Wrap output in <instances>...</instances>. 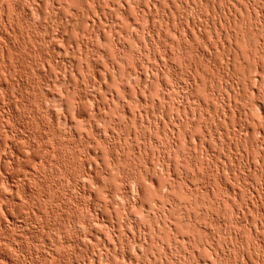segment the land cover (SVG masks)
Returning a JSON list of instances; mask_svg holds the SVG:
<instances>
[{
	"label": "rangeland",
	"instance_id": "1",
	"mask_svg": "<svg viewBox=\"0 0 264 264\" xmlns=\"http://www.w3.org/2000/svg\"><path fill=\"white\" fill-rule=\"evenodd\" d=\"M0 1V5L4 4L0 6V264H130L132 261L131 264H257L258 260L264 263V190L258 195V189L264 188V118L255 109L249 110L248 119L238 110L239 106L247 108L251 102L264 107L261 97L264 85L258 80L262 76L260 70L264 72V0H156L159 8L153 12L146 10L149 0ZM228 8L234 9L230 11L233 16ZM232 12L239 24L229 29L228 20L235 17ZM192 24L196 25V32L190 27ZM153 27L161 29L163 34L159 45L145 37ZM96 28L102 32L104 41L88 33ZM224 30L239 32L243 41L234 42L230 48L229 41L223 39L227 35ZM121 31L127 32L126 36ZM220 31L225 33L223 37ZM172 40L179 42L177 48L171 47ZM87 42L89 48H85ZM120 42H124L127 51L117 50ZM236 45L240 57L236 56L233 78L230 74L228 79L224 74L228 69L225 59L232 57ZM97 49H103L105 54L97 53ZM109 61L120 63L113 82L107 85L118 93L120 102H109L106 94L110 91L101 89L94 81L97 74L108 68ZM160 67L166 70L157 77L152 69ZM131 69L154 83L149 93L142 92L150 101H140L144 85L137 74L129 73ZM238 80L241 95L235 90L234 81ZM193 81L199 86H191ZM231 87L238 95H234L235 105ZM228 100L229 110L232 107L235 112L232 110L224 119ZM105 102L112 107L104 108ZM76 113L78 118L72 117ZM163 113L170 121L168 125L164 124L166 120L162 124V119L160 126L156 124L157 129L150 128V122L156 123V117L161 119ZM64 114L72 121L64 122ZM145 115H153V119ZM177 120L186 126L179 127V143L174 149L170 148L174 139L171 140L170 130ZM243 122L259 133L246 137L239 128ZM196 137L206 140L203 144L196 143ZM159 158L164 159L161 161V164L165 161L164 165L154 166L156 159L160 162ZM84 159L89 163H83ZM110 162H116L114 169L100 176L98 167ZM138 167L140 171L145 167L151 169L149 175L162 185L165 183L163 190L156 180L158 192L164 194L151 192L154 197L150 199L161 206L157 205L160 210L162 203L168 202L162 212L165 215L169 201L177 203L171 217L167 214L166 221L160 222L173 228L175 225L185 240L189 237L188 241L181 235L175 236L177 230L170 231L168 225L165 228L153 221L161 212L155 210V205L152 208L158 212L152 214L148 206L151 201L145 200L146 208H142L143 212L151 211V215L146 210L144 214L141 212L148 215L146 218L141 214V217L137 214L140 218L131 216L138 208L133 205L138 197L136 181L145 183L140 174H135L139 173ZM86 170L99 174L103 187L106 184L105 191L97 189ZM132 174L139 178L129 190L130 175L135 177ZM170 176L181 182L172 192H166V196ZM107 187L118 190L114 199L120 196V203L115 199L119 205L111 201L116 210L117 206L122 209L118 216L126 209L128 215L125 212L127 216H120L122 219L117 218L118 210L111 209L110 204L109 210L96 204L108 197ZM129 191H133L135 198ZM130 208H133L131 213ZM138 219L144 221L145 227L144 224L139 227L147 228L146 232L148 227L156 230L161 227L159 234L153 228L149 233L152 230L158 238L162 235L164 246L160 240L156 242L158 238L154 234L153 241H149L152 233L149 236L147 233L146 239L139 235ZM116 223L121 225L120 229ZM136 234L142 238L137 237L139 242L142 240V248L136 247L139 243ZM127 238L136 242L134 246L138 250L134 246L131 249L133 242L128 244ZM143 240L147 241L145 245L154 244L143 246ZM190 240L192 243L188 244ZM126 243H131L130 249ZM108 244L115 245V251H122L112 252L113 246ZM121 255L127 259H121ZM153 259L157 261L154 263Z\"/></svg>",
	"mask_w": 264,
	"mask_h": 264
},
{
	"label": "bare ground",
	"instance_id": "2",
	"mask_svg": "<svg viewBox=\"0 0 264 264\" xmlns=\"http://www.w3.org/2000/svg\"><path fill=\"white\" fill-rule=\"evenodd\" d=\"M10 1H11V0H10ZM97 1H98V0H97ZM200 1H201V0H200ZM200 1H197V3L199 2V4H200ZM0 2H1V1H0ZM2 3H3V2H2ZM2 3H1V5H2V7H3L4 4H2ZM4 3H5V2H4ZM9 3H10V2H9ZM9 3H8V5H9ZM14 3H15V2H14ZM5 4H6V3H5ZM124 4H125V3H124ZM1 5H0V6H1ZM10 5H11V4H10ZM6 7H7V6H6ZM11 7H12V6H11ZM147 7H148V6H147ZM7 8H8V7H7ZM155 8H159V7H158V4H157V2H156V0H149V7H148V9H146V10H148L149 12H153V10H155ZM34 9H35V8H34ZM230 9H231V8H230ZM2 10H3V9H2ZM20 10H21V9H20ZM156 10H157V9H156ZM225 10H226V9H225ZM227 10H228V13H229L230 15H232V14L230 13V11H231V10L233 11L234 9L229 10V8H228ZM7 11H9V10L7 9ZM7 11H6V12H7ZM35 11H36V9H35ZM78 12H79V11H78ZM98 12H99V11H98ZM100 12H101V11H100ZM142 12H143V11L141 10L140 13H142ZM156 12H157V11H156ZM17 13H18V12H17ZM165 13H166V12H165ZM232 13H233V12H232ZM99 14H100V13H99ZM124 14H126V13H124ZM166 14H167V13H166ZM226 14H227V13H226ZM233 14H234V13H233ZM16 15H17V14H16ZM97 15H98V14H97ZM141 15H142V14H141ZM160 15H161V14H160ZM227 15H228V14H227ZM17 16H18V15H17ZM124 16H125V15H124ZM164 16H165V14H164ZM232 16H233V15H232ZM232 16H231V17H232ZM234 16H235V14H234ZM11 17H12V16H11ZM11 17H10V18H11ZM15 17H16V16H15ZM23 17H24V16H23ZM82 17H83V16H82ZM104 17H105V16H104ZM228 17H229V16H228ZM228 17H227V19H228ZM25 18H26V17H25ZM161 18H162V17H161ZM161 18H160V19H161ZM221 18H222V16H221ZM18 19H19V18H18ZM98 19H100V18L98 17ZM125 19L129 20V17L125 16ZM165 19H166V17H165ZM227 19H226V21H227ZM161 20H162V19H161ZM167 20H168V19H167ZM167 20H166V21H167ZM166 21H164V20L162 21V22H164V25H165ZM228 21H229V24H230V28H229V29H233V28H232L233 26L235 27L237 24H239V20L236 19V16H235L234 18H231V20H228ZM228 21H227V22H228ZM18 22H19V21H18ZM9 24H10V23H9ZM22 24H23V23H22ZM166 24H167V23H166ZM197 24H198V23H197ZM208 24H209V23H208ZM225 24H226V23H225ZM92 26H93V25H92ZM166 26H167V25H166ZM191 26L193 27V31L196 30V27H195L196 25H195V24H194V25H193V24L190 25V27H191ZM198 26H199V25H198ZM198 26H197V28H198ZM227 26H228V24H227ZM231 26H232V27H231ZM90 27H91V25H90ZM228 27H229V26H228ZM228 27H226V28H228ZM8 28H9V27H8ZM18 28H19V27H18ZM94 28H95V27H94ZM14 29H15V28H14ZM198 29H199V28H198ZM198 29H197V30H198ZM185 30H186V29H185ZM225 30H226V29H225ZM225 30H224V32H226L227 35H224L225 33L220 31V32H221V35H220V36L224 35V37L222 36L223 39H224V40L227 39V40L229 41V42H228V41L226 40V41L228 42V44L230 45V48H233L235 44H238V43L240 42V40H241V42L243 41V38H244V37H243L242 34H240L239 32H237V31H232V30H229V32H227V31H225ZM7 31H8V30H7ZM89 31H90V32H88V33H90L91 35H94V36H95L96 38H98V39H101V41H104V40H105V39H103V34H102V32H101L100 30H98L97 28L94 29V30L91 29V30H89ZM146 31H147V30H146ZM186 31H187V30H186ZM186 31H185V32H186ZM193 31H192L191 33L196 32V31H194V32H193ZM177 32H178V31H176V33H177ZM181 32H182V31H181ZM121 33L123 34V36H126V34H127V32H125V31H121ZM143 33H145V32H143ZM198 33H200V30H198ZM223 33H224V34H223ZM147 34H148V33H147ZM178 34H179V33H178ZM186 34H187V32L185 33V35H186ZM196 34H197V33H196ZM218 34H219V33H218ZM104 35H106V34L104 33ZM145 35H146V34H145ZM179 35H180V34H179ZM179 35H178V36H179ZM187 35H189V34H187ZM187 35H186V36H187ZM147 36H148L149 40H151V43H154V42H155L156 45H157V44H158V45L161 44L162 41H163V40H162V38H163V37H162L163 34H162V32H161V29H156V28H154V27H153V28H150V30H149V34L146 35L145 37H147ZM178 36H177V37H178ZM180 36H181V35H180ZM225 36H226V38H225ZM188 37H189V36H188ZM222 37H221V38H222ZM228 37H229V39H228ZM178 38H179V37H178ZM186 38H187V37H186ZM188 39H189V38H188ZM223 39H221V40H223ZM147 40H148V39H147ZM178 40H179V39H178ZM189 40H190V39H189ZM224 40H223V41H224ZM167 41H168V40H167ZM224 42H225V41H224ZM227 42H226V43H227ZM234 42H235V44H234ZM148 43H149V42H148ZM169 43L171 44V47H172L173 49H174V48H177V47L179 46V42H176V41H173V40H172V41H169ZM169 43H168V44H169ZM222 43H223V42H222ZM115 44H116V43H115ZM217 44H218V43H217ZM84 45L86 46L85 48H89L88 42H87V44H84ZM149 45H151V44H149ZM156 45H155V46H156ZM83 47H84V46H83ZM90 47H91V45H90ZM126 47H127V46H125L124 42H120V43H118V44L116 45V48H117L118 51H127L128 48H127V50H126ZM151 47H152V45H151ZM171 47L169 46V48H171ZM236 47H237V48H236ZM155 48H156V47H155ZM165 48H166V47H165ZM173 49H172V50H173ZM237 49H239V48H238V46L236 45V46H235V51H234V49H233L234 53H233V51H232V53H233L232 57H231L230 59H225V62L228 60V62H226L227 64H225V68H226V69L228 68V69H227V71L224 72V74L227 75V76H225V77H227V78L229 77L228 75H230V74H231L230 78H231V77L233 78V74H234L233 71H234L235 62L237 63V60H238L237 58L240 57V56H239L240 52H239ZM7 50H8V49H7ZM88 50H89V49H88ZM102 50H103V49H102ZM102 50H101V49H97L96 52H97V53L105 54L104 51H102ZM151 50H152V52H153L154 49L151 48ZM165 50H166V49H165ZM169 50H170V49H169ZM172 50H171V51H172ZM179 50H180V49H179ZM174 51H175V50H174ZM240 51H241V50H240ZM9 52H10V51H9ZM154 52H155V51H154ZM166 53L169 54L168 51H166ZM166 53H165V54H166ZM172 53H173V52H172ZM243 53H244V52H243ZM167 54H166V56H167ZM176 54H177V53H176ZM169 55H170V54H169ZM226 55H227V54H226ZM228 55H229V54H228ZM241 55L244 56V54H242V52H241ZM22 56H23V55H22ZM236 56H238V57L236 58ZM242 56H241V58H242ZM251 57H252V56H251ZM14 58H15V57H14ZM225 58H226V57H225ZM239 59H240V58H239ZM119 61H120V60H119ZM111 62H112V61H111ZM111 62L109 61V66H108V68H106V66H105L106 69H105V70H102V72H100L99 74H97V75L95 76L96 78H94V81L96 82L95 84H97L101 89H103V90H105V91L107 90V92H108V90H109L108 87H107V85H109V83L111 84V83L113 82L112 79H114V77H115V72L119 70L118 68H119V64H120V63H115V62L111 63ZM14 67H15V66H14ZM19 67H20V66H19ZM223 68H224V67H223ZM23 70H24V69H23ZM164 70H166L165 67H163V68L160 67V68H156V69L153 68V69H152V72L158 77L160 74L163 73ZM193 70H194V69H193ZM196 70H197V69H196ZM196 70L193 71V72H197ZM263 70H264V69H263ZM129 73H131V74H137V75H136L137 78H138L139 81L144 85L143 88H142L141 91H140L141 93L139 94V95H140L139 99H140V101H141L142 103H146V102H148L149 98L146 97V96L144 97V94L142 95V92H143V93H144V92H148V93H149V92L153 89V85H154V83L147 82V81H146V78L143 79V75L141 74V75H142V76H141V75H140L139 73H137L135 70H132V69H131ZM259 73H261L262 76L260 75V76H261V79H258V80H259V82L262 83V85H264V72H263V71L261 72V70H260ZM113 75H114V76H113ZM192 75H193V74H192ZM196 75H197V74H196ZM260 76H259V77H260ZM144 77H145V76H144ZM223 77H224V76H223ZM235 77H236V76H235ZM193 78H195V77H193ZM193 78H192V79H193ZM198 78H199V77H198ZM230 78H228V79H230ZM232 78H231V79H232ZM237 78H238V77H236V79H237ZM95 79H96V80H95ZM238 79H239V78H238ZM260 80H261V81H260ZM228 81H229V80H228ZM232 81H233V80H232ZM236 81H237V80H236ZM236 81H234L235 84L237 83V89H235V90L237 91V94H238V93L242 92V89H240V85L238 84V83H239V80H238V82H236ZM192 83H193V85L190 84L191 86H194V87H195V86H199V85H198V82H194V81H193ZM232 83H233V82H232ZM261 83H260V84H261ZM229 84L231 85V83H229ZM232 85H233V84H232ZM233 86H234V85H233ZM234 88H235V87H234ZM229 89H233V88L231 87V88H229ZM111 90H112V89H110V90H109L110 92H108V93L106 94V95L108 96V97H107V96H106V97L109 98V102H111V101H112V102H120V98H118V95H117L118 93H117L115 90H112V91H114V92L116 93V94H115V93L112 92ZM235 90L233 89L234 92H235ZM228 91H229V90H228ZM233 91H232V92H233ZM253 92H254V91H253ZM259 92H260V91H259ZM228 93H230V91H229ZM242 93H243V92H242ZM232 94H233V96H234V95L236 96V92H235V93H232ZM255 94H256V93H255ZM32 95H34V94H32ZM116 95H117V96H116ZM146 95H147V94H146ZM239 95H241V93H240ZM261 95H262L261 97L264 98V92H262ZM229 96H230V94H229ZM229 96H227L228 99H229ZM231 96H232V95H231ZM231 96H230V98H231ZM233 96H232V99H231V100H233V99H234V100H233V102H232V101H231V102L233 103V105H235V104H236V101H235L236 98H235V96H234V98H233ZM237 96H238V95H237ZM237 96H236V97H237ZM107 98H106V99H107ZM39 99H40V98H39ZM110 100H111V101H110ZM107 101H108V99H107ZM107 101H106V102H107ZM137 101H138V100H137ZM140 101H138V102H140ZM149 101H150V100H149ZM106 102H105L104 104L107 105V106L103 105L104 108H106V109L109 108V109H110V108L112 107V105H111L112 102H111V103L108 102L109 104H108V103L106 104ZM234 102H235V104H234ZM237 103H238V102H237ZM228 104H229V100H228ZM143 105H144V104H143ZM237 105H240V104H237ZM227 106H228V108H226ZM229 106H230V104H229V105H226V107H225V106L223 107V108H226V109H224V112H223L224 114H223V117H222V118H224V119H226V115L230 114L229 112H232V110H233L232 107L230 108L231 110H229ZM231 106H232V104H231ZM123 107H124V106H123ZM104 108H103V109H104ZM221 108H222V107H221ZM223 108H222V109H223ZM233 108L235 109L236 107H233ZM237 108H238V106H237ZM237 108H236V110H237ZM28 109H29V108H28ZM252 109L258 110V111H259L258 113H260V115L262 116V118H264V107H263L262 105H259L257 102H251V104L247 105V108H243V107H242V108L240 109V106H239L238 110H240V112H239V111H238V112H239L240 115H241V113H243L244 117L248 119L249 116L251 117V115H250V113H249V110H252ZM36 110H37V109H36ZM126 110H127V109H126ZM233 111L235 112V110H233ZM144 112H146V111H144ZM194 112H195V111H194ZM194 112H193V115H194ZM125 113L127 114V111L124 112V114H125ZM148 113H149V112H148ZM195 113H196V112H195ZM232 113H233V112H232ZM139 114H140V113H139ZM141 114H143V112H141ZM141 114H140V115H141ZM146 114H147V112H146ZM151 114H152V113H151ZM153 114H154V113H153ZM220 114H222V111H221ZM76 115H79V114L76 113V114L72 115V117L75 116L76 118H78ZM137 115H138V114H137ZM137 115H136V116H137ZM162 115H164V118H163ZM162 115H161V117H160L161 119H159V118L157 119V117H156V121H154V122H156V123H152V122H150V123H151V124H150V128H152V129H153V128H154V129L156 128V129H157V128H158L157 125H158V126L161 125V120H162V119H163L162 124L164 123V120H166V119H165V114L163 113ZM218 115H219V114H218ZM218 115H216V116L218 117ZM36 116H37V115H36ZM68 116H69V115L64 114V116H63V117H64L63 120H65L64 122L69 123L70 121H72V118L70 119ZM134 116H135V115H134ZM138 116H139V115H138ZM138 116H137V117H138ZM145 116H147V115H145ZM152 116H153V115H151L150 117H148V116H147V117H148L149 120H150V118H152ZM140 117H142V115H141ZM147 117H146V118H147ZM33 118H34V117H33ZM58 118H59V117H58ZM60 118H61V117H60ZM133 118H134V117L132 116V119H133ZM143 118H144V117H143ZM148 118H147V119H148ZM219 118H220V117H219ZM152 119H153V118H152ZM241 119H242V118H241ZM250 119H251V118H250ZM55 120H58V119H55ZM149 120H148V121H149ZM154 120H155V119H154ZM243 120H244V119H243ZM243 120H242V121H243ZM166 121H167V122H166ZM166 121H165L166 123H164V124H167V125H168V123H169L170 121H169V120H166ZM57 122H58V121H57ZM250 122H252V120H251ZM174 123H175L177 126H175V124H174V126H172V127H171V130H170V132H171V136H172V137H171V140H172V138H174L173 141H172V143H171V145H170V148H174V147L177 148V145H178V143H179L178 138H177L178 130H180L179 127L186 126V123L183 122V121H181V120H177V121L174 122ZM156 124H157V125H156ZM184 124H185V125H184ZM241 124H242V125H241ZM241 124H240V127H239V128H241L240 130H243V131H244L245 136H246V135L249 136V135H252V134H254V133H259V130H258V129H255V130H254V128H253V130H252V129L250 130V129H249V126H246V125H248V124H246V123H244V122L241 123ZM169 125H170V124H169ZM54 126H55V125H54ZM54 126H53V127H54ZM52 129H53V128H52ZM160 129H161V127H160ZM240 130H239V131H240ZM261 134L263 135V133H261ZM242 135H244V134L242 133ZM239 137H240V136H239ZM246 137H247V136H246ZM196 138H197V137H196ZM196 138H195V140H196ZM204 138H205V137H204ZM204 138H203V140H204ZM191 139H192V140H191ZM191 139H190V140L193 141V138H191ZM197 139L199 140V142H198V140H197L196 143H201V144L204 143V141H203L202 139H199V138H197ZM242 139H243V138H242ZM149 140H150V138H149ZM195 140H194V141H195ZM205 140H206V138H205ZM237 140H239V139L237 138ZM237 140H236V141H237ZM240 140H241V137H240ZM240 140H239V141H240ZM243 141H244V139H243ZM237 142H238V141H237ZM240 142H242V140H241ZM245 142H246V141H245ZM245 142H244V143H245ZM235 143H236V142H235ZM236 144H238V143H236ZM238 145H239V144H238ZM241 145H243V143H242ZM175 148H174V149H175ZM55 149H56V148H55ZM249 151H250V150H249ZM14 153H15V152H14ZM17 153H18V152H17ZM60 153H61V152H60ZM17 155H18V154H17ZM20 158H21V157H20ZM50 158H52V157H50ZM157 160H158V159H156V161H157ZM159 160H160V162L157 161V163H156V161H155L154 166L158 165L159 163H160L159 166H160V165H161V166L164 165V162H165V161H163V163L161 164V161L164 160V159L161 160V159L159 158ZM86 161H87V160L84 159V162H83V163H85ZM88 161H89V160H88ZM88 161H87V162H88ZM88 163H89V162H88ZM149 163H150V162H149ZM149 163H148V164H149ZM151 163H152V161H151ZM56 164H57V163H56ZM108 164H109V163H108ZM108 164H107V165H108ZM148 164H147V165H148ZM155 164H156V165H155ZM170 164H171V163H170ZM215 164H216V163H215ZM107 165H102L101 167H98L99 169H97V170H98L99 172H97V173H99L100 176L107 175L108 172H109L111 169H114V167H115V165H116V162H115V163H114V162H110V165H108V166H107ZM149 165H151V164H149ZM152 165H153V164H152ZM219 165H220V164H219ZM221 165H223V164H221ZM221 165H220V166H221ZM55 166H56V165H55ZM154 166H152V169H153V170L156 168V167L154 168ZM170 166H171V165H170ZM170 166H169V167H170ZM220 166H218V167L221 168L222 166H221V167H220ZM147 167H148V166H147ZM147 167L143 168L144 171H142V170L140 171V169H139V167H138L139 170H137V171H139V173H137V172L135 171V172H136L135 174H136L137 176H139V174H140V177H141L142 179L145 180V183H144V184L138 183L139 181H136V180H137L139 177L135 176V174H134V175L132 174V175L135 176L136 178H135V177H132V176L130 175V177H131L132 179H129V180H131V182H130L129 180H128V182L131 183V186L128 187L130 184L127 183V187H128V188L125 187V191H128V190H126V188L129 189V190H132L131 188H133V185H132L133 181H136V182H137L136 185H135V191H136V194H137V195H135V196H138V197H137L135 200H134V199H132V200H134V201H133V205H134V207H138V208H135L134 211L132 210L134 207H133L132 209L130 208V211H129V212L131 213V212L133 211V212H132L133 214H132V215L130 214L131 216H133L134 214H135V216H136L137 214H139V215H140V214L143 215L144 212H146L147 209L143 212L144 209L142 210V208H146L145 205H146L148 202L151 201L150 198H153V197H154L153 194H154V193H159V194L161 193V192H158V188H157V187H159V184H161V189H163V188L166 187V186H165V183H164V185H162V184H163L162 182H159V180H157L156 178H154V179H155V180H154V179L152 178L153 176L151 177V176L149 175V171H150L151 169L149 170V169H147ZM163 167H164V166H163ZM167 167H168V165H167ZM218 167H217V168H218ZM140 168H141V167H140ZM161 168H162V167H161ZM219 168H218V169H219ZM141 169H142V168H141ZM168 169H169V168H168ZM168 169H167V170H168ZM223 169H224V167H223ZM225 169H227V167H225ZM95 170H96V169H95ZM169 170H170V169H169ZM215 170H216V169H215ZM86 171L88 172V170H86ZM154 171L156 172L157 170L155 169ZM154 171H152V172H154ZM170 171H171V170H170ZM218 171H219V170H218ZM221 171H222V170H221ZM221 171H220V173H221ZM87 172H85V174H86ZM94 172H96V171H94ZM152 172H150V173H152ZM222 172H223V171H222ZM89 173H90V172H88V174H89ZM83 174H84V173H83ZM83 174H82V175H83ZM85 174H84V175H85ZM90 174H91V175H90ZM90 174H89V175H90L91 178L93 179L94 185L97 186V189L99 188L98 190L101 191V192H102V189H104V191H105V188H106L105 186H106V184H104V187H103V182L101 183L102 180L99 179V174H98V175H96L95 173H94V174L90 173ZM171 174H172V173H171ZM171 176H172V175H171ZM171 176H170V178H172ZM177 177H178V176H177ZM69 178H70V177H69ZM174 179H175V178H174ZM174 179L172 178V180H174ZM156 180L159 182V184L156 183ZM170 180H171V179H170ZM170 180H169V181H170ZM172 180H171V183H170V184H168V185L166 184V185H167V188H168L169 190H171V191H169V190L167 189L168 191L166 190L165 193H166V192H169V193L172 192L174 189L177 188L176 186L179 185V182H181V179H180V181H178L179 178L176 179V180H177V181H176L177 183L175 182V180H174V182H173ZM70 181H71V180H70ZM72 181H73V180H72ZM183 181H184V180H183ZM149 182H150L151 184H149ZM172 182H173V183H172ZM134 183H135V182H134ZM128 184H129V185H128ZM145 184H146V185H145ZM147 184H148V185H147ZM176 184H178V185H176ZM73 185H74V184H73ZM75 185H76V184H75ZM150 185H151V186H150ZM152 185H154L153 187H154L155 189L157 188V191H156L154 188H152ZM225 185H226V184H225ZM149 186H150L151 188H150ZM73 187H74V186H73ZM162 187H163V188H162ZM175 187H176V188H175ZM227 187H228V186H227ZM263 187H264V186H263ZM108 188H109V189H112V187H111V188H110V187H107V189H108ZM149 188H150V189H149ZM159 188H160V187H159ZM173 188H174V189H173ZM107 189H106V190H107ZM109 189L106 191V192L108 193V197L106 196V197H105L106 199L104 198V199H103L104 201L102 200L103 202H98V203H96V204H98V205L100 204V206H102V208H103V207H104V208H105V207L108 208V207H109V204L111 205L110 207H112V205H113V201L118 200V198L120 197V196H119V197L116 196L117 199L115 198V199H116V200H115L114 197H115V195H116V192H118V190H116V189H114V188H113V190H109ZM152 189H153V190H152ZM147 190H149V191H147ZM163 190H165V189H163ZM227 190L229 191L230 188H229V189L226 188V191H227ZM231 190H232V189H231ZM256 190H257V189H256ZM263 190H264V188H259V189H258V195H259V196L262 194ZM113 191H115V192H113ZM125 191H124V192H125ZM135 191H134V192H135ZM161 191H162V190H161ZM232 191H234V190H232ZM129 192H130V193H131V192L133 193V191H129ZM146 192H148V194H151V195H148ZM151 192H152L153 194H152ZM163 192H164V191H163ZM252 192H253V191H252ZM255 192H256V191H255ZM103 193H104V192H103ZM119 193H120V192H119ZM126 193H127V192H126ZM126 193H125V194H126ZM132 193H131V195H132ZM169 193H168V194H169ZM230 193H232V192H230ZM121 194H122V193H121ZM121 194H120V195H121ZM127 194H128V193H127ZM127 194H126V195H127ZM161 194H164V193H161ZM117 195H118V194H117ZM129 195H130V194H129ZM145 195H147V196H145ZM255 195H256V194H255ZM132 196H134V195H132ZM135 196H134V198H135ZM149 196H151V197H149ZM152 196H153V197H152ZM164 196H165V195H164ZM166 196H167V193H166ZM166 196H165V197H166ZM168 196H169V195H168ZM121 197L123 198L124 196L121 195ZM145 197H147V198L144 199ZM148 197H149V198H148ZM122 198H120V199H122ZM142 198H143V199H142ZM169 198H170V197H168L167 199H169ZM40 199H42V198H40ZM97 199H98V198H96V200H97ZM125 199H126V198H125ZM147 199H149V200H147ZM154 199H155V198H154ZM225 199H227V198H225ZM111 200H113V201H111ZM143 200H144V202H145V200H146L147 203L145 202V204H144ZM174 200H175V199H174ZM45 201H46V200H45ZM97 201H98V200H97ZM99 201H100V200H99ZM153 201H155V200L152 199V201H151L150 203H148V206H151L149 210H151V211H152V214L154 213V215L156 214L155 212H158V211H155V210H159V211L161 212V214H158V215H157V218H158L159 221L156 220L157 218H156L155 216H152V219H153V217L156 218V219H153V221L156 222V223H157V222L159 223L160 220H163L162 222H165V221H166V220H164V219H165V216L167 217V214H169L170 217H171V213H170V212H172L173 209H175V208L178 207V205H176L177 203H175V201H173V200H170V201H169V200H168V201H169V205H167V208H166V210H168V211L165 210V211H166V212H164V213H166V215H165V214H163L162 212H163V208H165V207H164L165 204H167L168 202L166 201V203H164V204L162 203V205H164V206L161 208V210H162V211H161L160 209L157 208V205H158V204H157V205L154 204ZM42 202H44V201H42ZM116 202H117V201H116ZM116 202H115V203H116ZM118 202H119V200H118ZM118 202H117V203H118ZM176 202H177V201H176ZM223 202H224V201H223ZM115 203H114V205H119L120 202H119L118 204H115ZM152 203H153V204H152ZM219 203H222V202H219ZM125 204H126V203H125ZM128 204H129V203H128ZM149 204H151V205H149ZM126 205H127V204H126ZM129 205H130V204H129ZM131 205H132V203H131ZM155 205H156V208H155ZM93 206H94V205H93ZM95 206H96V205H95ZM176 206H177V207H176ZM179 206H181V204H179ZM40 207H41V206H40ZM89 207H90V206H89ZM98 207H99V206H98ZM126 207H127V206H126ZM128 207H129V206H128ZM130 207H132V206H130ZM152 207H154L155 210H153ZM158 207L160 208L161 206L158 205ZM37 208H38V207H37ZM102 208H101V209H102ZM104 208H103V210H107V208H105V209H104ZM140 208H141L142 211L140 210V212H139V209H140ZM168 208H169V209H168ZM40 209H41V208H40ZM61 209H62V208H61ZM111 209H113V210H115V211L118 210V212L115 213L116 215L119 213V211L121 212V213H119V214H122V209L119 210V207H118V206H117V210H116V207H115V206H113ZM111 209H110V210H111ZM108 210H109V208H108ZM128 210H129V209H128ZM131 210H132V211H131ZM137 210H138V212H137ZM149 210H147V213H148L149 215H151V214H150L151 211H149ZM115 211H113V212H115ZM111 212H112V211H110V214H111ZM125 212H126V214L128 215L126 209H125ZM125 212H124V214H125ZM134 212H135V213H134ZM141 212H143V214H142ZM124 214H123V215H124ZM126 214H125V215H126ZM123 215H119V216L117 215V218L120 217V216H123ZM127 215H126V216H127ZM139 215H137L136 217L140 218L141 215H140V217H139ZM145 215H146V214H145ZM145 215H143V218H146V217L148 216V215H146V216H145ZM244 215H245V216H244V218H245V217H246V214H244ZM101 216H102V215H101ZM110 216H111V215H110ZM110 216H109V218H111ZM144 216H145V217H144ZM258 216H259V215H258ZM260 216H261V214H260ZM112 217H113V216H112ZM129 217H130V216H128V217L126 218L127 221L129 220ZM133 217H134V216H133ZM168 217H169V216H168ZM189 217H190V219H191V216H189ZM189 217H188V219H189ZM71 218H72V217H71ZM114 218H115V217H114ZM124 218H125V216H124ZM69 219H70V218H69ZM101 219H102V218H101ZM112 219H113V218H112ZM112 219H110L111 221H110V223L108 222V223H109L108 225H111ZM118 219H119V218H118ZM118 219H116V222L120 221V220H118ZM120 219H122V218L120 217ZM130 219H131V218H130ZM135 219H136V218H135ZM149 219H150V218H149ZM246 219H247V218H246ZM108 220H109V219H108ZM132 220H133V218H132ZM136 220H137V219H136ZM136 220H135V223H136ZM138 220H139L138 222H140V223H139L140 225H138V227L141 226V224H142V225L144 224L143 227H145V223H144V221H140V219H138ZM141 220H143V219L141 218ZM68 221H69V220H68ZM70 221H71V220H70ZM125 221H126V220H125ZM130 221H131V220H130ZM133 221H134V220H133ZM189 221H190V220H189ZM243 221H244V220H243ZM260 221H261V220H260ZM141 222H142V223H141ZM236 222H238V221H236ZM63 223H65V222H63ZM69 223H71V222H69ZM69 223H68V224H69ZM113 223H114V221H113ZM119 223H120V222H119ZM119 223H116V224H118V225H117V227H119L118 229H120V226L122 225V224H121L122 222L120 223L121 225H120ZM125 223H126V222H125ZM129 223H130V222H129ZM132 223H133V222H132ZM135 223H134V225H135ZM262 223H263V222H262ZM126 224H128V223H126ZM137 224H138V223H136V225H137ZM154 224H155V223H154ZM160 224H161V222H160ZM169 224H171L170 221H169ZM233 224H234V223H233ZM236 224H238V226H239V223H236ZM113 225H114V224H113ZM128 225H129V224H128ZM130 225H132V224L130 223ZM151 225H152V224H151ZM155 225H156V224H155ZM161 225H164V227L167 228L166 225H168V223H166V224H161ZM114 226H115V225H114ZM122 226H124V225H122ZM132 226H133V225H132ZM149 226H150V224H149ZM152 226H153V225H152ZM159 226H160V225H159ZM168 226L170 227V231H171V230L173 231V229H174V230H177L178 233L175 231L176 234H177V235H176V234L174 233L175 236L178 237V235H181L180 237H181V238L183 237L184 240H185V236H183L184 234H183V233L181 234V232H180L178 229H176V226H175V225H174V228H173L172 225H168ZM236 226H237V225H236ZM109 227H110V226H109ZM135 227L138 228L137 226H135ZM147 227H148V226H147ZM164 227H163V229H164ZM139 228H141V227H139ZM152 228H153V227H152ZM152 228H149V227H148V230L150 231V229H152ZM156 228H158V227L156 226ZM160 228H161V227H160ZM160 228H158V229L156 230L155 227H154L153 229L156 230V231H154V232H157ZM113 229H114V227H113ZM113 229H112V230H113ZM115 229H116V228H115ZM115 229H114V230H115ZM118 229H117V230H118ZM133 229H135V228H133ZM146 229H147V228H146ZM146 229H145V228H144V229H142V228H141V229H138V232H139V230H140V232H141V233L139 232V235H140V236L143 235V236L145 237V239H146V234H147V233H148V236H149V234L152 233V230H151V233H149V231L146 232ZM114 230H113V231H114ZM161 230H162V229H161ZM133 231H135V230H132V232H133ZM167 231H169V230L167 229ZM136 232H137V231H136ZM138 232H137V233H138ZM158 232H159V231H158ZM158 232H157V233H158ZM134 233H135V232H134ZM160 233H161V231H160ZM168 233L170 234V233H173V232H168ZM125 234L127 235V230H126V233H125ZM153 234H154V233H152L151 236H149V238L151 237L150 240H149V239H147V240H149V241H153V240H151V239H154V237H152ZM155 234H156V233H155ZM155 234H154V236H155V239H156V238H158V236H156ZM158 234H159V233H158ZM161 234H162V233H161ZM136 235H137V234H136ZM139 235H137L136 238H137V237H138V238H141V237H142V236L140 237ZM170 235H171V234H170ZM132 236H134V238H135V235H134L133 233H131V237H132ZM159 236H161L160 238H162V235H159ZM175 236L173 235L172 238H173V239L177 238V237H175ZM113 237H114V236H113ZM127 237H129V235H127ZM131 237H130V238H131ZM144 237H143V239H144ZM180 237H179V238H180ZM236 237H237V236H236ZM236 237H235V238H236ZM138 238H137L138 241L135 239L137 242H139V239H138ZM147 238H148V237H147ZM160 238L156 239V240H157V241H156L157 243H158V240H160V241H159L160 243L162 242V239H160ZM179 238H178V240H179ZM188 238H189V237H188ZM188 238H186L187 241H188ZM255 238H256V237L254 236V239H255ZM128 239H129V238H127V241H126V242H128V244H129V242H130L131 240H128ZM131 239H133V238H131ZM141 239H142V238H141ZM141 239H140V240H141ZM256 239H257V238H256ZM133 240H134V239H133ZM135 240H134V241H135ZM175 240H177V239H175ZM182 240H183V239H182ZM186 240H185V242H186ZM134 241H131V242H133L132 245H131V243H130V245H131V249H132V247L134 246V244H136V242L134 243ZM144 241H145V240H143V243H142V244H144V243L147 242V241H145V242H144ZM149 241H148V242H149ZM141 242H142V240H141L138 244H136V247H137L138 245L140 246V243H141ZM190 242H191V240H190L189 242H187V243L189 244ZM152 243H153V242H149V243H147V244H148V245L150 244L149 246H151ZM157 243H156L155 245H157ZM191 243H192V242H191ZM126 244H127V243H126ZM128 244H127V245H128ZM147 244H146V245H147ZM153 244H154V243H153ZM108 245H109V244H108ZM110 245H111V244H110ZM110 245H109V246H110ZM127 245H126V246H127ZM130 245H128L129 247H127V248L130 249ZM146 245L144 244L143 246H146ZM155 245H154V246H155ZM158 245H159V246H162V245H163V242H162V245H161V244H158ZM105 246H107V245L105 244ZM109 246H108L107 250H109ZM111 246H113V245H111ZM111 246H110V247H111ZM114 246H115V245H114ZM114 246H113V250H110V251L113 252V251L117 250L116 247H114ZM117 246H118V245H117ZM124 246H125V245H124ZM139 246H138V247H139ZM141 246H142V245H141ZM141 246H140V247H141ZM152 246H153V245H152ZM163 246H164V245H163ZM122 247H123V246H122ZM134 247H135V246H134ZM136 247H135V248H136ZM141 248H142V247H141ZM165 248H167V247H165ZM123 249H124V248H123ZM129 249H128L127 251H129ZM136 249L138 250V248H136ZM119 250H120V249H119ZM119 250H118V252L122 251V250H120V251H119ZM142 250H144V249H142ZM142 250H141V251H142ZM139 251H140V250H139ZM141 251H140V253H141ZM169 251H170V249H169ZM115 252L118 253L117 251H115ZM135 252H136V251H135ZM192 252H193V251H192ZM129 253H130V252H129ZM118 254H119V253H118ZM121 254L124 255L125 253L123 252V253H121ZM193 254H194V253H193ZM87 255H88V254H87ZM87 255H86V256H87ZM126 255L129 256L128 254H126ZM86 256H84V257H86ZM195 256H196V255H195ZM122 257H123V256L121 255V259H127V258H125V256H124V258H122ZM263 257H264V256H263ZM263 257H262V258H263ZM128 258H129V257H128ZM196 258H197V257H196ZM196 258H195V259H196ZM259 259H260V258H259ZM83 260H84V258H83ZM129 260L131 261V258H130ZM154 260L157 261L156 259H153V262H154ZM196 260H198V259H196ZM257 260H258V259H257ZM123 261H124V262H127V261H125V260H123ZM261 261H262V260H261ZM124 262H123V263H124ZM132 262H134V261H132ZM132 262H131V263H132ZM199 262H201V261L199 260L198 263H199ZM256 262H257V261H256ZM256 262H255V263H256ZM259 262H260V260H258V263H259ZM263 262H264V259H263ZM131 263H130V264H131ZM154 263H155V262H154ZM196 263H197V262H196ZM204 263H205V262H204ZM250 263H251V262H250ZM258 263H257V264H258ZM124 264H126V263H124ZM127 264H128V262H127ZM133 264H135V263H133ZM201 264H202V263H201ZM259 264H260V263H259ZM261 264H262V263H261ZM263 264H264V263H263Z\"/></svg>",
	"mask_w": 264,
	"mask_h": 264
}]
</instances>
